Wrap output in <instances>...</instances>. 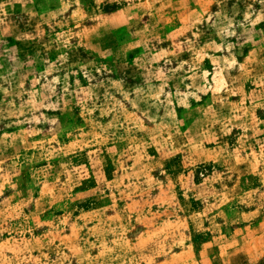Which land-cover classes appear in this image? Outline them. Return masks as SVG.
Wrapping results in <instances>:
<instances>
[{
	"label": "rangeland",
	"instance_id": "1",
	"mask_svg": "<svg viewBox=\"0 0 264 264\" xmlns=\"http://www.w3.org/2000/svg\"><path fill=\"white\" fill-rule=\"evenodd\" d=\"M0 264H264V0H0Z\"/></svg>",
	"mask_w": 264,
	"mask_h": 264
}]
</instances>
